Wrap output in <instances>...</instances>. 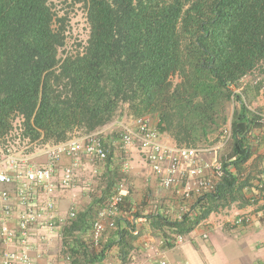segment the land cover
Here are the masks:
<instances>
[{"label": "trees", "instance_id": "trees-1", "mask_svg": "<svg viewBox=\"0 0 264 264\" xmlns=\"http://www.w3.org/2000/svg\"><path fill=\"white\" fill-rule=\"evenodd\" d=\"M68 1L84 6L89 26L86 44L72 52L64 50L66 17H59L54 0H0V145L12 137L16 119L21 139L46 146L124 116H150L161 138L178 147L221 146L224 170L216 193L194 200L181 221L166 215L168 207L159 212L158 198L146 215L126 194L116 229L96 252L93 224L125 180L106 141L104 184L62 231L69 263H102L118 246V264H128L143 231L140 225L135 236L130 218L145 217L154 236L173 247L178 235H190L232 203L264 200V170L247 166L253 140L264 141L256 132L264 116L248 108L241 91L263 69L264 0Z\"/></svg>", "mask_w": 264, "mask_h": 264}, {"label": "built area", "instance_id": "built-area-1", "mask_svg": "<svg viewBox=\"0 0 264 264\" xmlns=\"http://www.w3.org/2000/svg\"><path fill=\"white\" fill-rule=\"evenodd\" d=\"M116 127L119 145L125 154L138 151L160 188L180 201L176 210L166 212L169 218L181 221L190 212L194 200L216 193L224 176L218 158L221 146L196 149L164 142L150 116L115 121L98 132L58 145L33 148L36 147L33 144L14 146L8 141L0 145V247L4 248L0 251V264H35L34 260L44 257L42 251L35 257L32 251L48 244L77 214L71 211L66 218L60 217L57 194L77 189L78 169L84 156L92 161L106 162L109 155L105 147L107 131ZM41 158L46 159L45 164L39 163ZM64 158L71 162L59 167ZM126 192V184L122 181L107 206L99 212L92 227L96 246L108 230L116 229V220L123 214ZM130 221L135 227V236L140 233L139 226L147 224L145 217ZM250 222L248 216H242L235 225ZM203 236L208 238L207 234ZM159 243L164 245L161 240ZM184 243L185 237L178 235L175 246ZM64 257L70 260L67 254ZM159 264L166 262L161 260Z\"/></svg>", "mask_w": 264, "mask_h": 264}, {"label": "crops", "instance_id": "crops-1", "mask_svg": "<svg viewBox=\"0 0 264 264\" xmlns=\"http://www.w3.org/2000/svg\"><path fill=\"white\" fill-rule=\"evenodd\" d=\"M41 160L44 161L39 163H46V159L41 158ZM70 162L68 158H64L59 167L68 165ZM90 163L87 165L82 160L78 169V175H80V172H85L84 176H86L88 173H93V170L96 176L101 174V169L97 168L95 164L93 166ZM258 168L264 169V163H260ZM84 176H81V178L77 177V183H82ZM150 176L152 180L145 179L144 181L150 183L148 184V188L155 193V187L158 184L151 174ZM87 185L88 183L84 187L78 185L77 189L73 192L57 194V211L60 217L64 219L69 216L71 211H75L78 214L90 207L92 196L86 193V191H91L90 189L87 190ZM135 191L137 192V190ZM163 192L162 195H152L150 202L154 203L155 198H159L158 202L163 201L164 204L160 206L159 212H162L165 207L176 210L178 206L175 205L174 201L165 200V198H170V193L168 194L164 190ZM128 193H131L129 196L130 201L135 204L139 200L140 194L137 196L133 192ZM147 194L149 195L150 192ZM251 202L253 200H248L247 202L238 200L220 212L213 213L193 233L184 236L185 243L180 246H161L160 240H156L157 238L154 236L152 230L148 226L143 225L141 238L137 239L135 243V247L140 252H144L142 264H159L161 260L165 261L166 264H261L264 262V209H261L264 207V200L259 199L255 203ZM242 216H248L251 219V223L242 226L235 225L236 220ZM64 228L56 232L54 238L48 244H43L44 246L41 245L32 251V256L34 257L41 251L44 253V257L41 260H34L35 264H46L48 262L70 264L66 260V257H64L66 255V250L62 244V231ZM204 234H207L208 238H204ZM106 242H108V239H106ZM117 248L118 246L112 248L109 260L107 259L97 264H118L119 260L114 256V254H119ZM3 249V247H0V251Z\"/></svg>", "mask_w": 264, "mask_h": 264}, {"label": "rangeland", "instance_id": "rangeland-1", "mask_svg": "<svg viewBox=\"0 0 264 264\" xmlns=\"http://www.w3.org/2000/svg\"><path fill=\"white\" fill-rule=\"evenodd\" d=\"M54 7L56 8L59 17H66V47L64 48L65 52H72L74 50H77L80 48V46H83L86 44L88 38H89V26L87 23V16H86V10L84 9L83 5H73L68 0H54ZM263 69L256 71L255 73L251 74L249 77L246 78V80L242 84L241 91L244 94L245 102L248 106V108L252 111L257 113L259 116H264V65L262 66ZM128 116H124L123 118H118L116 121L120 122L123 120H128ZM156 122V120L154 119ZM21 124L22 121L20 119H16L14 121L13 126V132L12 137H9V141H11V144H14V146H25L29 145L28 140L21 139ZM230 125H228L227 128H229ZM226 128V130H227ZM230 129H228L229 132ZM227 132V131H226ZM225 132V133H226ZM258 134H262L264 136V126L261 130L257 129L256 131ZM107 137L106 141L110 143L111 151L114 155V162L118 166L121 167V177L123 179L125 178L124 182L126 184V194H129L128 192H133L135 195H139L138 207L140 210H143L142 213L149 215L151 214L149 210L153 211V207L155 206L153 203L150 202V198H152V195L155 194H161L164 193L163 190L157 185L155 187V193L152 192L150 188H148V184L144 180H150L152 177L149 174V170L146 167V164L144 163L141 155L138 153V151H133L130 153L125 154L123 149H121L119 145V129L112 128L111 130L107 131ZM226 133L225 137L228 138ZM79 136V135H77ZM162 140L167 143H172L171 140H169L168 137L164 136L162 137ZM253 146V152L255 153L253 159L249 162L247 165L248 168H255L259 170L260 163H264V141L258 140L255 142L253 140L252 142ZM33 148H39L38 145ZM262 157V159H261ZM82 160L87 163V165L94 164L97 168L101 169V174H98L97 176L94 173H88L86 176H84L85 172H80V175H77V177L81 178V176L84 178L82 179V183L78 182L76 183L77 186L81 185V187H84L85 184L87 185L86 191L89 195H91L95 190L98 189L100 185L104 184V178H105V167L104 164L98 161H90L88 158L84 157ZM44 160L39 159V162H42ZM126 164L128 165L127 167ZM256 166V167H255ZM264 170V169H260ZM254 171V172H255ZM264 173V171H263ZM79 174V172H78ZM152 180V179H151ZM87 182V183H86ZM85 183V184H84ZM137 190V192L135 191ZM82 191V190H81ZM146 191V194L144 195ZM85 192V191H84ZM150 192L148 195L147 193ZM66 193V192H65ZM144 195V197H143ZM250 195V193H248ZM171 200V196H169ZM147 198L148 201L147 202ZM159 199V198H158ZM173 201V200H172ZM131 220V218H130ZM158 240V239H156ZM205 240V239H204ZM97 247V246H96ZM94 247L96 252H99L101 249L100 247L96 248ZM48 252V251H47ZM58 253V251H56ZM144 252H140L138 248L135 247L134 251L130 253L129 259L130 262L128 264H142V256ZM61 255V254H60ZM111 256V254H110ZM115 257L118 258L117 254H114ZM111 258V257H110ZM108 257V260L110 259ZM69 262V261H68Z\"/></svg>", "mask_w": 264, "mask_h": 264}, {"label": "clouds", "instance_id": "clouds-1", "mask_svg": "<svg viewBox=\"0 0 264 264\" xmlns=\"http://www.w3.org/2000/svg\"><path fill=\"white\" fill-rule=\"evenodd\" d=\"M250 223H251V222H250ZM250 223H249V224H250ZM244 225H248V224H244ZM182 236H183V235H182ZM158 240H159V239H158ZM174 245H175V244H174ZM163 246H164V245H163Z\"/></svg>", "mask_w": 264, "mask_h": 264}]
</instances>
